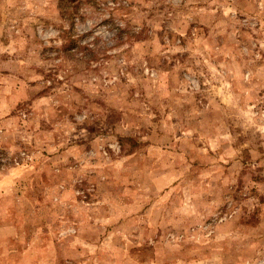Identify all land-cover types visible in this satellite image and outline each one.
<instances>
[{"label": "clouds", "instance_id": "1", "mask_svg": "<svg viewBox=\"0 0 264 264\" xmlns=\"http://www.w3.org/2000/svg\"><path fill=\"white\" fill-rule=\"evenodd\" d=\"M0 264H264V0H0Z\"/></svg>", "mask_w": 264, "mask_h": 264}]
</instances>
